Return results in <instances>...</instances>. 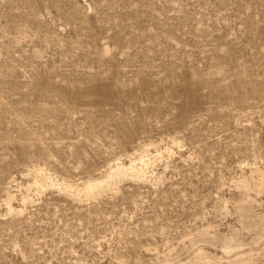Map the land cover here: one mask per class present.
Instances as JSON below:
<instances>
[{
    "label": "rangeland",
    "instance_id": "1",
    "mask_svg": "<svg viewBox=\"0 0 264 264\" xmlns=\"http://www.w3.org/2000/svg\"><path fill=\"white\" fill-rule=\"evenodd\" d=\"M0 264H264V0H0Z\"/></svg>",
    "mask_w": 264,
    "mask_h": 264
},
{
    "label": "bare ground",
    "instance_id": "2",
    "mask_svg": "<svg viewBox=\"0 0 264 264\" xmlns=\"http://www.w3.org/2000/svg\"><path fill=\"white\" fill-rule=\"evenodd\" d=\"M126 169H128V167H126ZM126 175H127V171L123 167L118 166V165L117 166L114 165V168H112L104 178H100V179H96V180H90L88 182H85V184H82L83 189L87 194H93L94 192L100 191V190L104 189V187L109 186L110 184L113 183L114 180L120 179ZM135 175L139 176L138 173H136ZM46 184L53 185L52 182H47ZM65 189L70 191L68 186H66ZM80 190H82V189H80ZM80 190H79V192H80ZM227 249H229V248H226V250Z\"/></svg>",
    "mask_w": 264,
    "mask_h": 264
}]
</instances>
